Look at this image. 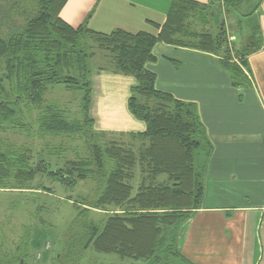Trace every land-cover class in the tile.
<instances>
[{
  "label": "trees",
  "instance_id": "obj_1",
  "mask_svg": "<svg viewBox=\"0 0 264 264\" xmlns=\"http://www.w3.org/2000/svg\"><path fill=\"white\" fill-rule=\"evenodd\" d=\"M2 1L12 7L21 2L23 7L13 13L14 8L7 5L8 11H0V133H29L36 126L37 137L82 140L84 156L51 165L41 156L43 149L34 155L26 146H3L0 185L6 180L24 185L37 174L65 186L89 179L99 184L90 208L114 210L100 223L87 219L89 207L78 210L67 229L64 257L72 262L92 250L147 264H196L180 252L178 237L183 224L201 206L205 171L199 158L207 150L206 161L212 146L196 104L156 90L155 74L145 64L155 60L152 48L158 42L222 53L231 85L246 88L251 83L245 57L262 45L259 28H253L248 44L233 61L223 24H218L216 34L188 29L191 16L206 17L203 6L193 0H170L166 20L155 26V32L116 29L110 33L93 30L85 21L78 26L66 22L61 10L68 0ZM218 1L209 0V5ZM247 1L223 0L228 10ZM96 54L107 63L103 68H109L110 57L116 71L137 80L127 106L145 123L144 132L137 134L145 143L141 150L102 141L93 130L89 77L90 60ZM50 85L80 92L79 110L69 113L49 100ZM26 256L25 250L12 257L0 253V264H26Z\"/></svg>",
  "mask_w": 264,
  "mask_h": 264
},
{
  "label": "crops",
  "instance_id": "obj_2",
  "mask_svg": "<svg viewBox=\"0 0 264 264\" xmlns=\"http://www.w3.org/2000/svg\"><path fill=\"white\" fill-rule=\"evenodd\" d=\"M193 1L205 9L203 31L213 33L214 25L223 24L233 61L248 44V39L237 41L243 39L239 35L244 28L249 29L250 38L257 26L262 45L245 57L251 83L246 88L231 85L222 53L158 42L152 48L155 60L145 64L155 74L156 90L196 104L212 146L201 206L181 227L178 248L196 264H264V0L244 12H239L240 7L251 0L234 12L220 2ZM169 5L170 0H68L61 17L72 26L85 21L91 29L105 33L116 29L155 32V26L165 22ZM110 60L109 68L91 67L93 130L100 139L107 134L124 138L102 141L134 145L140 140L143 147L137 134L144 132L145 123L127 106L137 80L116 71Z\"/></svg>",
  "mask_w": 264,
  "mask_h": 264
},
{
  "label": "rangeland",
  "instance_id": "obj_3",
  "mask_svg": "<svg viewBox=\"0 0 264 264\" xmlns=\"http://www.w3.org/2000/svg\"><path fill=\"white\" fill-rule=\"evenodd\" d=\"M258 1L251 0L249 4L242 5L239 12L247 11ZM218 2L224 6L223 0ZM7 5L11 10L14 8L13 13L21 11L23 7L21 2L19 6L12 7V4H6L0 0L2 13L9 10L6 9ZM201 20L204 19H201L198 14L191 16L188 29L202 31ZM251 20L253 21V19ZM230 23L233 22L230 21ZM217 26L218 24L214 25V34L218 33ZM244 26L246 27V25ZM230 27H234L233 24ZM240 32L239 38L243 39H237L238 43H246V39L249 40L247 38L249 29L246 27ZM226 36L229 37L228 33ZM184 41L190 42L189 39H184ZM90 62L91 65L107 67V63L101 58L98 59L97 54L91 58ZM46 97L62 105L69 113H75L79 110L80 92L66 90L62 85H50ZM32 127L33 129L31 128L29 133L10 130L0 133V149L9 145L26 146L30 150L32 149L34 155L37 150L43 149L41 156L46 157L44 159L51 165L55 162L62 165L68 159L84 156L82 140L78 138L67 139L64 136L37 137L35 134L36 126ZM110 139L124 140L123 137L109 134L101 137V140ZM129 143L123 145L133 150H141L140 140L134 142V145H129ZM53 152L58 154L55 156L52 154ZM206 153L207 150L204 154ZM204 154L200 155L199 161L206 173L208 159L204 160ZM137 180H139L138 176ZM98 193L99 184L93 179L77 181L74 186H65L44 174H37L32 182L24 185H17L12 180L3 181L0 185V253L4 257H12L19 250H25L28 254L25 259L26 264H147L146 261L122 259L116 255L95 253L92 250H88L82 258L74 262L71 258L64 257L68 241L67 229L76 218L78 210L89 207L87 219L96 223L102 222L108 215L107 213L113 212V207L107 208L109 210L106 211L90 208V203L97 197ZM25 241L26 245L24 244Z\"/></svg>",
  "mask_w": 264,
  "mask_h": 264
}]
</instances>
